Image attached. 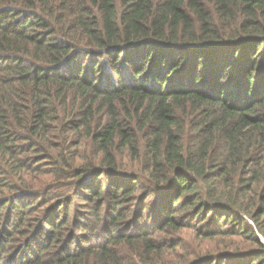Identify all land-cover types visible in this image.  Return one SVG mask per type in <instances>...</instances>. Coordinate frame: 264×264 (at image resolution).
<instances>
[{"label": "trees", "instance_id": "1", "mask_svg": "<svg viewBox=\"0 0 264 264\" xmlns=\"http://www.w3.org/2000/svg\"><path fill=\"white\" fill-rule=\"evenodd\" d=\"M0 264H264V0H0Z\"/></svg>", "mask_w": 264, "mask_h": 264}, {"label": "rangeland", "instance_id": "2", "mask_svg": "<svg viewBox=\"0 0 264 264\" xmlns=\"http://www.w3.org/2000/svg\"><path fill=\"white\" fill-rule=\"evenodd\" d=\"M70 154H72V157H74L73 154L77 155L82 160H87L91 158L96 159L95 152L92 151V149L89 146H85V145L78 148H73V147L70 148ZM124 160H126L125 157ZM77 162L80 161L77 160ZM244 220L247 222L248 225L253 227L252 223L249 220H247L245 217ZM181 238L183 240V246L187 247L188 249H192L193 246L198 242L197 240L194 239V236L191 233H183ZM224 241L226 242L227 240L215 239L212 240L211 242L204 241L203 247L206 248L208 252H211L215 250L216 246H218V249L222 247V242ZM261 241L263 242L262 239Z\"/></svg>", "mask_w": 264, "mask_h": 264}]
</instances>
